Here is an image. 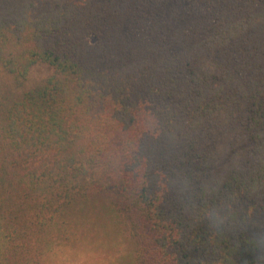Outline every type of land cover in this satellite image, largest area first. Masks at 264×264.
<instances>
[{"label": "trees", "instance_id": "trees-1", "mask_svg": "<svg viewBox=\"0 0 264 264\" xmlns=\"http://www.w3.org/2000/svg\"><path fill=\"white\" fill-rule=\"evenodd\" d=\"M0 68V264H264V0H0Z\"/></svg>", "mask_w": 264, "mask_h": 264}, {"label": "rangeland", "instance_id": "rangeland-1", "mask_svg": "<svg viewBox=\"0 0 264 264\" xmlns=\"http://www.w3.org/2000/svg\"><path fill=\"white\" fill-rule=\"evenodd\" d=\"M53 69L47 65H36L32 71L26 87L35 86L37 83L52 75ZM25 87V88H26ZM24 89L14 85V78L0 68V104L12 103L20 97ZM100 217V214H99ZM101 221L99 227L90 226L91 230H81L73 237L71 244L59 246L49 252L41 261L42 264H132L131 257L134 253L132 244L118 236L117 233ZM97 222L96 217L92 222ZM83 232V233H82ZM89 245V246H88Z\"/></svg>", "mask_w": 264, "mask_h": 264}]
</instances>
